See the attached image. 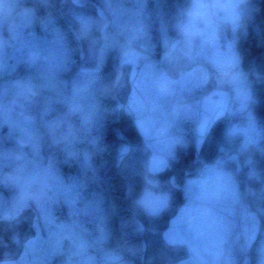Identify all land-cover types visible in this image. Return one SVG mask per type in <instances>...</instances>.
<instances>
[{"label": "clouds", "instance_id": "9594fccd", "mask_svg": "<svg viewBox=\"0 0 264 264\" xmlns=\"http://www.w3.org/2000/svg\"><path fill=\"white\" fill-rule=\"evenodd\" d=\"M0 264H264V0H0Z\"/></svg>", "mask_w": 264, "mask_h": 264}, {"label": "flooded vegetation", "instance_id": "af4514ba", "mask_svg": "<svg viewBox=\"0 0 264 264\" xmlns=\"http://www.w3.org/2000/svg\"><path fill=\"white\" fill-rule=\"evenodd\" d=\"M164 175H165V174H164ZM164 175L161 177L162 179H163V178H165V176H164ZM166 218H167V217H165V219H166Z\"/></svg>", "mask_w": 264, "mask_h": 264}, {"label": "trees", "instance_id": "16d2710c", "mask_svg": "<svg viewBox=\"0 0 264 264\" xmlns=\"http://www.w3.org/2000/svg\"><path fill=\"white\" fill-rule=\"evenodd\" d=\"M167 174H165L164 176L166 177Z\"/></svg>", "mask_w": 264, "mask_h": 264}]
</instances>
